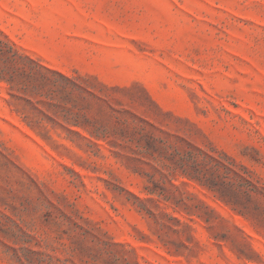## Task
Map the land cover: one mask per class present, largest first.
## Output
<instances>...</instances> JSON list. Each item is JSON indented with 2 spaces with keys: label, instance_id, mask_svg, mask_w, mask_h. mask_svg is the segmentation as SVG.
Segmentation results:
<instances>
[{
  "label": "rangeland",
  "instance_id": "obj_1",
  "mask_svg": "<svg viewBox=\"0 0 264 264\" xmlns=\"http://www.w3.org/2000/svg\"><path fill=\"white\" fill-rule=\"evenodd\" d=\"M0 264H264V0H0Z\"/></svg>",
  "mask_w": 264,
  "mask_h": 264
},
{
  "label": "trees",
  "instance_id": "obj_2",
  "mask_svg": "<svg viewBox=\"0 0 264 264\" xmlns=\"http://www.w3.org/2000/svg\"><path fill=\"white\" fill-rule=\"evenodd\" d=\"M66 80H68V79H66ZM8 82H9V80H7ZM9 84L11 85V82H9ZM66 119V121H70V120H68V118H65ZM74 125H77V124H74Z\"/></svg>",
  "mask_w": 264,
  "mask_h": 264
}]
</instances>
